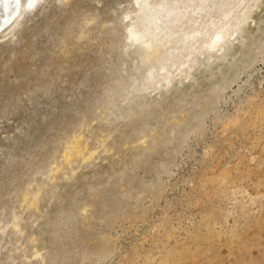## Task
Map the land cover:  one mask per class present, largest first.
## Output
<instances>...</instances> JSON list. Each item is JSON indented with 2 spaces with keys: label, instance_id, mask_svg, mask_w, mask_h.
<instances>
[{
  "label": "rangeland",
  "instance_id": "374dc122",
  "mask_svg": "<svg viewBox=\"0 0 264 264\" xmlns=\"http://www.w3.org/2000/svg\"><path fill=\"white\" fill-rule=\"evenodd\" d=\"M138 1L0 27V264H264V0L141 90Z\"/></svg>",
  "mask_w": 264,
  "mask_h": 264
},
{
  "label": "bare ground",
  "instance_id": "6f19581e",
  "mask_svg": "<svg viewBox=\"0 0 264 264\" xmlns=\"http://www.w3.org/2000/svg\"><path fill=\"white\" fill-rule=\"evenodd\" d=\"M243 1H138L136 22L132 25L133 28L131 27L128 35L143 52L140 64L146 66V71L143 73L142 80L140 79L142 83H138L139 86L136 88L141 90L153 84L154 79L162 74L161 71L165 69L166 62L179 63L182 59L180 58L181 51L186 48L191 49L194 46L192 43L197 41L195 39H201L208 33L210 36L206 46L202 45L205 47L204 49L210 50L211 46L216 45L223 49L226 45L224 40L226 34L231 30L240 29L246 13L239 14L237 9ZM15 5L14 0H0V27L14 13ZM155 68L157 69L155 70ZM133 83L132 86L136 85Z\"/></svg>",
  "mask_w": 264,
  "mask_h": 264
},
{
  "label": "snow or ice",
  "instance_id": "6c2138e0",
  "mask_svg": "<svg viewBox=\"0 0 264 264\" xmlns=\"http://www.w3.org/2000/svg\"><path fill=\"white\" fill-rule=\"evenodd\" d=\"M14 2L18 5L19 4V0H14Z\"/></svg>",
  "mask_w": 264,
  "mask_h": 264
}]
</instances>
